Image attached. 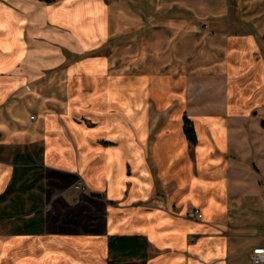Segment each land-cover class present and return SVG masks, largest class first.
<instances>
[{
	"label": "crops",
	"instance_id": "0c3cea01",
	"mask_svg": "<svg viewBox=\"0 0 264 264\" xmlns=\"http://www.w3.org/2000/svg\"><path fill=\"white\" fill-rule=\"evenodd\" d=\"M139 1L172 7L170 58L140 42L120 62L136 47L117 42L116 0H0V264H253L264 248V0Z\"/></svg>",
	"mask_w": 264,
	"mask_h": 264
},
{
	"label": "rangeland",
	"instance_id": "374dc122",
	"mask_svg": "<svg viewBox=\"0 0 264 264\" xmlns=\"http://www.w3.org/2000/svg\"><path fill=\"white\" fill-rule=\"evenodd\" d=\"M63 0H60L56 3L50 5H56L61 3ZM117 2L109 3L110 6L116 11L118 16V21L122 22V25H118V33H117V42L120 44L121 49L132 46V48L136 47L131 51H127V55L123 53L120 56V62H125V60H129L132 58H136L137 54L140 50H136L140 47V42H144V44L148 45L147 59L149 61H156V53L157 51L153 49L156 48V44L160 43L165 45V58L171 57V51L168 50V46L171 45L172 37L164 38V36H157V32L164 31L165 28H172L173 22V14L172 7L165 8V17L162 16L159 18L158 14L153 11L156 10V6L152 5V3L148 4L147 2H140L139 0H116ZM42 2V1H41ZM9 6L14 7L12 2L8 3ZM43 6L34 7L31 10H43ZM142 15V18H141ZM183 18V17H182ZM121 19V20H120ZM140 32H143L142 34ZM146 47V45H144ZM123 52V51H122ZM137 59V58H136ZM129 62V61H128ZM122 66V65H121ZM120 67V66H119ZM65 66L52 67L48 70L43 71V74L53 75V78L57 79V86L60 85L61 80L60 77L63 76V72L65 71ZM120 69V68H118ZM171 69V67H170ZM55 80V79H54ZM34 119V117H32ZM12 149H7L4 147H0V158L3 159H12Z\"/></svg>",
	"mask_w": 264,
	"mask_h": 264
},
{
	"label": "trees",
	"instance_id": "16d2710c",
	"mask_svg": "<svg viewBox=\"0 0 264 264\" xmlns=\"http://www.w3.org/2000/svg\"><path fill=\"white\" fill-rule=\"evenodd\" d=\"M42 2H45L46 4H53L56 3L60 0H40ZM184 133L188 139V141L190 142L191 145H196L197 144V135L195 132V128H194V124L192 121H190L187 117H185L184 119ZM37 181H39V179L35 180V182L31 185L32 187H34L35 183H37ZM11 191H8V194ZM5 195L0 197V201H3L5 199ZM129 240L127 238H115L112 239L110 241V250L114 253L117 254H123L125 252L130 251L129 248L133 249V250H141L143 249V251L145 250V245H141L140 243H136V241L134 242V244H130V243H126V241ZM131 240H136V239H130ZM140 252V251H139ZM135 255V254H134ZM142 258L145 260L146 255L143 252ZM113 263V262H112Z\"/></svg>",
	"mask_w": 264,
	"mask_h": 264
},
{
	"label": "built area",
	"instance_id": "2783aa9c",
	"mask_svg": "<svg viewBox=\"0 0 264 264\" xmlns=\"http://www.w3.org/2000/svg\"><path fill=\"white\" fill-rule=\"evenodd\" d=\"M77 190L85 191L86 187L82 185L81 183L77 184L76 186ZM188 217L190 219H198L201 218V212L199 210H194L188 214ZM251 261L253 264H264V248H257L255 249L251 254Z\"/></svg>",
	"mask_w": 264,
	"mask_h": 264
}]
</instances>
